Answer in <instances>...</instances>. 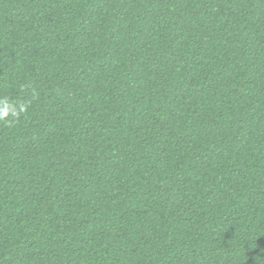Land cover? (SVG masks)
Instances as JSON below:
<instances>
[{
  "label": "trees",
  "instance_id": "trees-1",
  "mask_svg": "<svg viewBox=\"0 0 264 264\" xmlns=\"http://www.w3.org/2000/svg\"><path fill=\"white\" fill-rule=\"evenodd\" d=\"M5 98L0 264H264V0H0Z\"/></svg>",
  "mask_w": 264,
  "mask_h": 264
},
{
  "label": "clouds",
  "instance_id": "clouds-1",
  "mask_svg": "<svg viewBox=\"0 0 264 264\" xmlns=\"http://www.w3.org/2000/svg\"><path fill=\"white\" fill-rule=\"evenodd\" d=\"M25 109H26V105L24 104L19 105V111L22 112V111H25ZM10 112L13 116L18 115L17 108L9 104L7 102V98H5L4 101H0V119H3L9 116Z\"/></svg>",
  "mask_w": 264,
  "mask_h": 264
}]
</instances>
